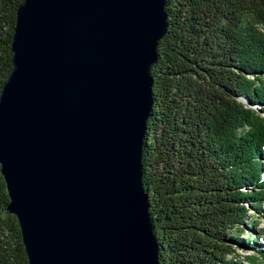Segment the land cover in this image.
<instances>
[{"label":"water","instance_id":"1","mask_svg":"<svg viewBox=\"0 0 264 264\" xmlns=\"http://www.w3.org/2000/svg\"><path fill=\"white\" fill-rule=\"evenodd\" d=\"M167 0H25L0 98L30 264H160L143 149Z\"/></svg>","mask_w":264,"mask_h":264},{"label":"trees","instance_id":"2","mask_svg":"<svg viewBox=\"0 0 264 264\" xmlns=\"http://www.w3.org/2000/svg\"><path fill=\"white\" fill-rule=\"evenodd\" d=\"M0 0V98L18 8ZM143 149L160 264H244L248 213L264 207V0H167ZM247 101V102H246ZM0 165V264H30ZM250 237V234H249Z\"/></svg>","mask_w":264,"mask_h":264},{"label":"rangeland","instance_id":"3","mask_svg":"<svg viewBox=\"0 0 264 264\" xmlns=\"http://www.w3.org/2000/svg\"><path fill=\"white\" fill-rule=\"evenodd\" d=\"M247 102V101H246ZM258 110H264V106L258 105L256 106ZM264 162V156L262 157ZM246 228L244 232V241L248 238L252 239L257 237L258 240L257 244L253 245L259 250L264 251V207H261L259 211L251 209L248 213L247 220H246ZM250 234V237H249ZM249 248L251 245H247ZM247 247V248H248ZM237 250V254L239 256V260L245 262L244 264H248V260L246 259L247 256L254 255L259 256L257 253L253 251L246 250L247 248H241L239 246L235 247ZM259 264H264L260 263Z\"/></svg>","mask_w":264,"mask_h":264}]
</instances>
